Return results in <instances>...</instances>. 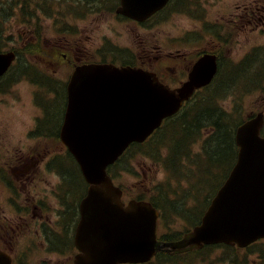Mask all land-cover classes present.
Masks as SVG:
<instances>
[{
	"label": "flooded vegetation",
	"instance_id": "obj_1",
	"mask_svg": "<svg viewBox=\"0 0 264 264\" xmlns=\"http://www.w3.org/2000/svg\"><path fill=\"white\" fill-rule=\"evenodd\" d=\"M11 1L13 6L22 7L26 21L31 22V26L22 28V34L35 39L49 33L56 40L55 72L69 71L68 79L60 85L51 83L53 98L60 99L63 105L58 113L60 122L68 102L71 75L87 64L113 63L142 68L154 71L161 81L168 77L163 72H170L168 81L179 87L205 55L217 58L218 72L224 66L235 64L232 47L244 42L248 48L235 62H243L253 52L258 55L257 64H263L260 85L264 84V0H236L219 17H213L209 7L220 0H169L164 9L147 20L122 14L121 0ZM28 7L34 11H27ZM34 22L45 25L43 31L33 27ZM183 22L190 27L184 28ZM177 23L178 30L169 31ZM253 39L258 44L251 46ZM155 43L157 51L153 58ZM122 55H132L138 64L120 62ZM21 87L25 88L22 80H0V115H5L0 120V183H3L0 186V249L13 256L14 264H69L70 259L71 264L76 256L71 241L73 233L70 239L73 221L65 214L60 215L57 174L47 167L56 153L57 144L51 136L59 122L41 123L46 110L36 92L27 104L31 108L27 112L23 103L25 96L19 91ZM10 94H13L11 99ZM21 101L24 106H20ZM9 110L18 112L16 126L9 121ZM19 113L26 116L25 121ZM42 134L50 138H42ZM133 200L146 202L155 210L159 243L184 239L202 223L212 203L203 193L191 190L136 191L131 195L123 191L126 207ZM250 247L206 246L185 253H175L165 247L149 262L125 264H209L213 251L223 248L246 251ZM205 251L208 254L202 256Z\"/></svg>",
	"mask_w": 264,
	"mask_h": 264
},
{
	"label": "water",
	"instance_id": "obj_2",
	"mask_svg": "<svg viewBox=\"0 0 264 264\" xmlns=\"http://www.w3.org/2000/svg\"><path fill=\"white\" fill-rule=\"evenodd\" d=\"M13 53L0 55V76L12 64ZM88 67L78 82L89 99L69 105L63 140L81 166L91 185L81 208V233L89 234L84 252L76 264H124L151 260L168 247L175 253L228 244L247 247L264 240V125L258 115L238 128V160L229 178L218 191L202 224L176 243L157 242V214L148 203H121L122 190L107 174L133 142H144L164 120L176 115L197 89L209 85L216 73V58H201L189 81L170 89L151 74L116 73ZM77 77L73 78L74 88ZM0 264H11L0 252Z\"/></svg>",
	"mask_w": 264,
	"mask_h": 264
},
{
	"label": "rangeland",
	"instance_id": "obj_3",
	"mask_svg": "<svg viewBox=\"0 0 264 264\" xmlns=\"http://www.w3.org/2000/svg\"><path fill=\"white\" fill-rule=\"evenodd\" d=\"M236 0H220L218 4L214 6H210L209 9L212 12L213 17H219L218 14L223 10L225 7L229 6L232 7L235 5ZM241 1V0H240ZM12 11H15L14 8H10L9 6H4L0 2V30H3L7 27L5 24V20L10 17ZM178 23L176 26H170V30L177 31L178 30ZM184 28L190 27L187 22H183ZM18 26L15 25V31L17 30ZM0 46L4 45L1 48L3 51H9L12 48H16L20 51L21 61L20 64H26L30 68H36L39 70L40 76L49 81L51 77L52 70L54 69L52 66L53 58H52V50L54 45V40L45 35V37L39 38L37 40L29 41L26 43V39L20 33H15L14 36H11L7 39H0ZM25 44V46H24ZM258 41L253 39L251 41V46L257 45ZM28 47H32V51H27ZM248 48L244 42L241 44L238 43L232 47V59L233 61H237L240 59L244 54L245 50ZM250 57H248L249 60ZM246 63V59L241 63H235L230 71L226 72V74L221 73L217 86V90H222V84L232 85L236 83L235 88L239 89V93L231 94L227 101L226 106L227 109L230 107H235L238 112V115H243L245 117H249L255 113H258L261 110H264V100L262 96L264 95L263 88L257 89L259 87L258 76L253 72L250 73H243L244 66L243 64ZM248 74V75H246ZM66 71L62 73V77H65ZM238 82H241L243 85H238ZM38 98L41 99H50V95L47 88H41L40 91L37 92ZM239 96V97H237ZM230 108V109H231ZM5 119V115H0V120ZM165 141V138H164ZM161 143L159 142L158 138L151 139L148 143H146L140 150L131 152L126 158L122 161L121 165L117 167V184L122 186V188L128 192L130 195L132 193L136 194L141 192H162V191H201V192H208L212 196L216 191L213 188L216 187L217 179L224 176L226 173V165L230 167L229 160L227 157V153H221V161L219 163V168H214L212 170L211 176L203 175L202 172L198 173L195 169H191L192 172H195L196 175L190 178V182L186 179L185 184H180L174 181L172 178L173 175L166 170L165 164H162L150 157L151 154H156L159 151ZM199 148H196V152H198ZM140 151V152H139ZM226 154V155H225ZM162 157L165 153H161ZM225 155V156H224ZM128 168L131 173L124 172L122 169ZM186 170H182V172H178L177 176L181 177L180 179L184 178V175L188 172V168ZM228 172V171H227ZM199 175L201 176H209L207 178L208 181H204L208 183L209 186H202L199 189H195L193 184L201 185ZM210 179V180H209ZM183 181V180H182ZM216 182V183H215ZM192 183V184H191ZM203 187L205 189H203ZM212 187V188H211ZM264 244L257 243L248 248L246 251H241L237 249H226L223 248L221 251L216 250L211 253L209 256L208 261L209 264H264ZM210 252V251H209ZM208 254L207 251L202 253V256ZM153 264V263H152ZM156 264V263H154Z\"/></svg>",
	"mask_w": 264,
	"mask_h": 264
},
{
	"label": "trees",
	"instance_id": "obj_4",
	"mask_svg": "<svg viewBox=\"0 0 264 264\" xmlns=\"http://www.w3.org/2000/svg\"><path fill=\"white\" fill-rule=\"evenodd\" d=\"M217 82L199 91L178 115L168 119L154 134L155 138H160L158 140L162 139V143L160 153L150 157L165 164L175 179H179L177 173H184L185 168H188L184 175L188 180L196 175L191 169L207 174L206 170L210 172L216 162L219 165L221 153H227L230 166L236 161L235 131L244 118L232 115L224 108L222 104L230 89L223 83L222 90L216 91ZM161 153L165 155L162 157ZM228 168L226 165V173ZM226 173L221 177V183Z\"/></svg>",
	"mask_w": 264,
	"mask_h": 264
},
{
	"label": "bare ground",
	"instance_id": "obj_5",
	"mask_svg": "<svg viewBox=\"0 0 264 264\" xmlns=\"http://www.w3.org/2000/svg\"><path fill=\"white\" fill-rule=\"evenodd\" d=\"M32 100H33V99H32ZM32 100H31V101H32ZM23 103H25L26 106H27L26 101H24ZM31 103H32V102H31ZM16 104H17V103H16ZM18 105H19V104H18ZM18 105H17V106H18ZM21 105H23V104H22V101L20 102V106H21ZM13 106H15V104H14ZM23 106H24V105H23ZM26 106H25V107H26ZM29 106H30V105H29ZM29 106H28V107H29ZM31 106H33V105H31ZM15 107H16V106H15ZM15 107H14V109H18V108H15ZM32 108H34V107H32ZM19 109H20V108H19ZM24 109H25V108H24ZM30 110H31V108H30ZM2 140H3V139H2ZM0 149H1V148H0ZM0 151H2V150H0Z\"/></svg>",
	"mask_w": 264,
	"mask_h": 264
}]
</instances>
